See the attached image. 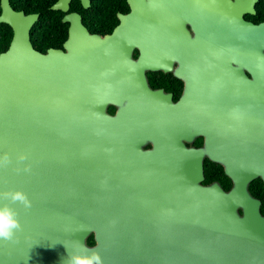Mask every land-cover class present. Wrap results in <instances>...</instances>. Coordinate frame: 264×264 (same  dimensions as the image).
Instances as JSON below:
<instances>
[{"label": "water", "instance_id": "95a60500", "mask_svg": "<svg viewBox=\"0 0 264 264\" xmlns=\"http://www.w3.org/2000/svg\"><path fill=\"white\" fill-rule=\"evenodd\" d=\"M70 1L52 8L67 11ZM139 2L128 0L130 11L106 35L66 15L65 49L44 53L31 40L39 13L1 0L0 24L14 33L0 53V158L11 160L0 167V194L21 190L31 208L11 205L22 231L0 240V264H63L77 242L103 264H264L263 202L249 188L264 181V151H252L251 121L236 109L249 108L250 97L259 108L264 83L238 95L198 87L204 79L194 75L187 115L175 117L170 95L149 85L158 37ZM199 136L203 146L188 145ZM205 158L225 166L229 190L204 184Z\"/></svg>", "mask_w": 264, "mask_h": 264}, {"label": "flooded vegetation", "instance_id": "af4514ba", "mask_svg": "<svg viewBox=\"0 0 264 264\" xmlns=\"http://www.w3.org/2000/svg\"><path fill=\"white\" fill-rule=\"evenodd\" d=\"M22 1H26L28 7L20 6L18 9L13 5V0H10L16 10H23L27 14L39 13L41 17L39 11L32 10L34 0ZM49 1L43 2L47 15L44 18L43 37L37 42V46L33 43L32 33L40 17L31 29L34 47L44 53L51 48L65 49L64 43L71 26V22L64 20L66 15L79 14L82 23L91 33L106 35L112 33L119 24L118 13L130 11L126 0L127 6L116 11L117 22L114 24L110 19V12L106 10L107 13L104 14L98 7L97 3L101 0H90L89 7H84L80 0H71L67 11L52 8L59 0H52L50 4ZM47 8L57 12L55 16L58 20L54 28L50 25L51 17ZM139 11L142 20L154 28L153 37H158L154 52L158 69L146 71L149 85L154 90L162 89L165 95H170L173 104L179 108L175 109L174 116L180 120L183 116L186 117L187 105L192 102L188 91L200 80L196 79L194 82V75H201L204 79L198 82V87L207 90H234L238 95L242 89L256 91L258 79L264 83V0H140ZM1 12L2 9L0 14ZM11 29L13 31L12 27ZM160 37H174L175 41L173 44L168 39L162 42ZM186 37H189L188 40ZM142 54L139 48L133 50L135 59ZM245 78L251 82H245ZM253 93L256 95V92ZM247 100L249 108H236L240 112L238 117L251 121L248 137L252 151L255 152L257 147L264 151V99L259 108L256 97ZM183 101L186 105L184 109L180 108ZM235 102L238 104L239 99ZM247 109L250 112H246ZM108 110L114 114L116 107L111 105ZM246 132L247 130L242 131L243 134ZM240 135L238 131L237 142L245 144V140L239 139ZM204 144L203 136L197 137L192 144L188 143L196 147ZM145 149H151V145L145 146ZM207 161L213 162L205 158V163ZM213 163L223 169L226 175L223 164ZM257 179L258 188L255 191L262 192L261 185L264 188V181L262 178ZM91 236L94 239L93 246L96 241L94 234ZM152 258L154 261L155 252Z\"/></svg>", "mask_w": 264, "mask_h": 264}, {"label": "trees", "instance_id": "16d2710c", "mask_svg": "<svg viewBox=\"0 0 264 264\" xmlns=\"http://www.w3.org/2000/svg\"><path fill=\"white\" fill-rule=\"evenodd\" d=\"M50 1H49V4L51 3ZM43 2L44 0H34L32 4L33 5L32 10L39 11L41 13L40 20L35 24L33 28V33H32L33 43L35 46H37L36 44L38 41H41V37H43V29L45 27L44 18L47 14H46L45 8L43 9V5H44ZM17 4H19V6ZM13 5H15V7L19 9L20 6L28 7L29 4H27L26 1L21 0V3H20L19 0H13ZM97 5L99 8L102 9L103 13L106 10L107 12L108 11L110 12V15H111L110 19H112L113 23L115 24L117 22L116 11L118 9H122L124 6H127V3H126V0H101L97 3ZM0 11H1V8H0ZM27 11L29 10L27 9ZM48 12L50 13L49 16L51 17L49 21L50 25L54 28L58 20V18L55 16V13L57 12L50 10V9H48ZM107 12H105L104 14H106ZM12 37H13V31L11 27L5 23L0 24V53L8 49L11 43ZM205 177L206 178L204 180V184H209V183H212L213 181H219L226 190H229L231 188V185H232L231 180L224 174L223 169L218 168V165H216L213 162L207 161L205 163ZM257 182H258V179L253 181L250 184L249 188L254 196L260 197L262 199L263 204H262L261 210H262V213L264 214V190H263L264 188H263V185H261L262 192H256L255 190L258 188ZM87 242L89 245H92L94 243L93 237L92 236L89 237Z\"/></svg>", "mask_w": 264, "mask_h": 264}, {"label": "clouds", "instance_id": "9594fccd", "mask_svg": "<svg viewBox=\"0 0 264 264\" xmlns=\"http://www.w3.org/2000/svg\"><path fill=\"white\" fill-rule=\"evenodd\" d=\"M18 159L24 161L27 159V156L21 154ZM10 162V158L5 154L0 158V167H4ZM29 170L28 167L24 168V171ZM0 198L11 202L10 204L0 205V240L13 241L16 234L22 231V225L19 220L18 211L11 205L19 204L25 209H30L31 201L27 194L21 190H9L0 194ZM77 243L79 250L68 252V257L63 264H103V259L97 251L87 249L83 244Z\"/></svg>", "mask_w": 264, "mask_h": 264}]
</instances>
